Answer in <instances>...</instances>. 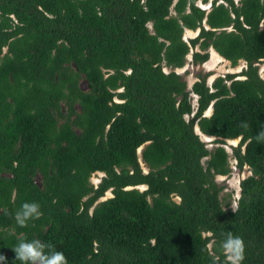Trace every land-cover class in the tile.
Instances as JSON below:
<instances>
[{
	"label": "trees",
	"instance_id": "1",
	"mask_svg": "<svg viewBox=\"0 0 264 264\" xmlns=\"http://www.w3.org/2000/svg\"><path fill=\"white\" fill-rule=\"evenodd\" d=\"M197 1L0 0L3 264L35 239L68 264H226L228 232L245 243L242 264H264V0ZM209 47L245 66L187 87L175 68ZM235 137L230 154L250 171L233 210L215 175ZM25 202L42 215L20 227Z\"/></svg>",
	"mask_w": 264,
	"mask_h": 264
},
{
	"label": "rangeland",
	"instance_id": "2",
	"mask_svg": "<svg viewBox=\"0 0 264 264\" xmlns=\"http://www.w3.org/2000/svg\"><path fill=\"white\" fill-rule=\"evenodd\" d=\"M199 5L202 7H208L210 0H208L205 3L200 2L199 0L197 1ZM171 12H173L172 8L170 9ZM148 26L150 27V23H147ZM197 32V29L192 30L185 28L183 31V37L187 38L189 36H193ZM209 55L206 60L193 64L190 61V54L188 53L186 55L185 62L182 66L176 67L175 70H177L183 77V79L186 82L187 87L190 86L191 82L197 78V76L201 73L207 72L208 74L206 75V82L207 84H210L212 79L216 75H223L226 72H234L237 73L239 70H241L245 66V62L241 59L237 61L235 65H230L229 61L219 54H217L211 47L208 48ZM257 68H258V73L259 75L264 78V57L261 58L256 62ZM167 69V68H165ZM237 77H242V75H237ZM80 84L83 86L84 82L81 81ZM191 102L194 104L195 103V95H192ZM211 110V106L209 105L205 113L208 114ZM195 131L199 134L200 138L205 142V145L208 148H211L214 144L212 142L213 136L206 135L202 132L199 131L196 125H194ZM238 141V138H225L224 142L221 143L225 147V149L228 152V166L230 170L226 174H216L215 175V180L219 184L222 185V188L219 192V197L221 199V203L225 205V202H227V206L230 208H234L236 205L237 197L239 194V185L238 182L239 180L244 177L246 174L249 173V169L247 165H242L241 168H237L235 165V159L231 156L230 154V145L236 144ZM142 148V145L138 146L136 151L138 154V159L141 164V167L145 170L146 166L144 162L142 161L140 157V150ZM203 161V158H202ZM103 173L101 171H94L91 173L89 176V180L91 183L94 185L99 181L100 176ZM139 188H143L145 185H137ZM111 193L109 190H106L102 196L99 197V199H102L106 196H109ZM175 200L178 199L177 196L173 197ZM208 246H210V243H208Z\"/></svg>",
	"mask_w": 264,
	"mask_h": 264
},
{
	"label": "clouds",
	"instance_id": "3",
	"mask_svg": "<svg viewBox=\"0 0 264 264\" xmlns=\"http://www.w3.org/2000/svg\"><path fill=\"white\" fill-rule=\"evenodd\" d=\"M240 127L247 129L248 123L241 122ZM258 144H264V125L255 136ZM234 210V208H233ZM42 215L40 205L36 202H25L20 209L16 211L14 219L20 227H25L30 220L39 219ZM220 250L226 258V264H242L245 259V243L239 236H234L231 232L224 235L220 242ZM16 260L21 264H68L67 258L62 251L57 250L51 244H45L39 239L21 240L13 248ZM6 260V257L0 255V264ZM215 264V262H214Z\"/></svg>",
	"mask_w": 264,
	"mask_h": 264
}]
</instances>
